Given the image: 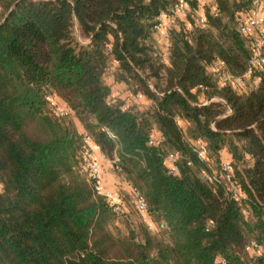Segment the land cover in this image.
I'll use <instances>...</instances> for the list:
<instances>
[{
  "label": "trees",
  "instance_id": "16d2710c",
  "mask_svg": "<svg viewBox=\"0 0 264 264\" xmlns=\"http://www.w3.org/2000/svg\"><path fill=\"white\" fill-rule=\"evenodd\" d=\"M186 1L198 9L200 0ZM176 2L0 0V264H264V70L239 94L207 69L221 60L235 76L248 70L251 42L237 23L252 0H217L206 30L179 21L165 64L154 25ZM115 60L116 81L150 107L112 96L105 75ZM49 94L68 118L52 113ZM85 137L121 178L119 215L81 171ZM224 150L238 199L221 179ZM133 214L137 227L115 235L113 223Z\"/></svg>",
  "mask_w": 264,
  "mask_h": 264
},
{
  "label": "built area",
  "instance_id": "2783aa9c",
  "mask_svg": "<svg viewBox=\"0 0 264 264\" xmlns=\"http://www.w3.org/2000/svg\"><path fill=\"white\" fill-rule=\"evenodd\" d=\"M212 1L214 3L212 9L213 15L217 16L219 13L215 5L217 0ZM251 5L247 14L242 15L237 23V31L251 42L252 57L248 70L242 76H235L228 72L224 62L221 60H214L207 68L208 73L218 82L219 86L228 87L239 94H245L251 89L257 88L260 78L255 73L264 70V0H252ZM193 12L192 7L186 0H177L167 11L158 14L154 25V33L160 34L164 40H168L169 42V32L171 28L175 27L180 20L186 19ZM195 25L203 30H206L209 26L208 19L201 10H199L197 14ZM192 29L193 25L187 24V30L192 31ZM108 53H112L110 48H108ZM163 62L165 64L168 63L167 55H163ZM118 66L119 62L116 60L113 61L107 68V74L115 78V71ZM212 101H215V99H202L200 105H207ZM47 102L52 113L58 118H68L72 114L70 108L60 103L56 96L52 94L47 96ZM176 120L181 122L180 118H176ZM162 141V135L157 130L153 129L149 134V145L157 146ZM194 150L201 159H205L208 155L206 144L201 139L194 141ZM96 152L103 156L99 146L94 144L89 137H85L81 171L86 175L94 191L98 195L105 197L110 202L113 212L119 215L122 212V207L115 201L114 193L104 190L103 188V171L96 157ZM178 159L179 154L177 153H170L167 156V161L170 165L169 174L175 175L179 173L177 166ZM233 178L234 169L231 162H222L221 179L227 185L228 191L232 197L238 199L241 196V190ZM135 207L139 214L146 220L148 207L139 193L135 195ZM252 247L254 249L257 248V244L253 243Z\"/></svg>",
  "mask_w": 264,
  "mask_h": 264
},
{
  "label": "crops",
  "instance_id": "0c3cea01",
  "mask_svg": "<svg viewBox=\"0 0 264 264\" xmlns=\"http://www.w3.org/2000/svg\"><path fill=\"white\" fill-rule=\"evenodd\" d=\"M200 4L207 5L208 7H211L212 9H213V5H214L212 0H200ZM203 10H201V12H205ZM154 40L155 41L157 40L160 42V40L162 41L163 38L161 37L160 34H154ZM168 46L169 45L167 44L166 47L168 48ZM167 48L165 50L164 55L168 56V49ZM105 81H106V84L110 87L113 97L119 98L122 100L131 101L134 105H136L140 109H146V108L151 106L152 102L150 100H148L146 97L141 96V95H137V96L131 95L127 89L126 84H124L122 82H117L114 77L112 78L110 76V74L105 75ZM96 157H97V159H98V161L102 167V171H103V183H102L103 188H104V190L112 192L113 190H115V185L118 184V182H117L116 176L112 177L111 173L113 175H116L117 172L112 167L111 163L108 162L104 156H102L101 154L96 152ZM221 158L224 161H229V162L232 160L231 155L229 154V152L227 150L222 151Z\"/></svg>",
  "mask_w": 264,
  "mask_h": 264
},
{
  "label": "rangeland",
  "instance_id": "374dc122",
  "mask_svg": "<svg viewBox=\"0 0 264 264\" xmlns=\"http://www.w3.org/2000/svg\"><path fill=\"white\" fill-rule=\"evenodd\" d=\"M202 2V1H201ZM199 10H203V11H207L208 9H210V7H208L207 5H204V4H200L199 2V7H198ZM196 9L192 14H190L186 19H183V20H180V22H184L185 25L187 26V24H192L196 17H197V14L199 12V10ZM182 23V24H184ZM184 25V26H185ZM74 36L79 40L78 36L79 34L77 32H74ZM155 42V46H156V50L159 54H161L162 56L164 55L165 53V50H166V45L168 44L169 45V42L168 40H160L159 41H154ZM160 44V45H159ZM169 48V47H168ZM167 48V49H168ZM109 170V169H108ZM110 172V171H109ZM112 177H115L117 178V182L120 183L121 181V178L119 176V174H116V175H113L111 173ZM127 208V207H126ZM126 219V218H125ZM125 219L123 218H119L117 219L113 225L111 226V230L112 232L117 235V236H120V237H124V236H128V234L130 233V229H134V227L136 228L139 224L138 222V219L136 218V216L133 214L132 216H130L129 220L126 221ZM128 222V223H127Z\"/></svg>",
  "mask_w": 264,
  "mask_h": 264
}]
</instances>
